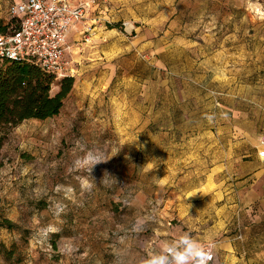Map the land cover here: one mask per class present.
Instances as JSON below:
<instances>
[{
  "label": "rangeland",
  "instance_id": "1",
  "mask_svg": "<svg viewBox=\"0 0 264 264\" xmlns=\"http://www.w3.org/2000/svg\"><path fill=\"white\" fill-rule=\"evenodd\" d=\"M135 26V57L80 52L60 115L5 140L0 220L18 229L0 227V264H171L166 248L221 221L185 208L212 205L231 144L264 139V0H135ZM88 152L106 161L78 167Z\"/></svg>",
  "mask_w": 264,
  "mask_h": 264
},
{
  "label": "crops",
  "instance_id": "2",
  "mask_svg": "<svg viewBox=\"0 0 264 264\" xmlns=\"http://www.w3.org/2000/svg\"><path fill=\"white\" fill-rule=\"evenodd\" d=\"M124 22L135 25V0L98 1L86 19L77 23L69 34L68 57L74 62L76 71L77 61L89 57L79 55L78 59L76 55L87 51L93 44L96 45L95 52L103 60L112 61L125 54L135 57V33H139L140 28L135 26L136 32L129 36L122 32V27L121 35L117 29L109 27ZM89 26L94 28V36L92 42L86 45L84 36ZM262 140L243 137L231 144L224 153L225 158L221 159L226 160V163L215 165L214 174L217 175L207 185L215 187L210 201L212 205L185 208L188 212L195 211V216L201 219L207 216L211 208V212L221 220L217 226L204 234H198L196 238L201 246L203 243H215L216 257L212 264H264Z\"/></svg>",
  "mask_w": 264,
  "mask_h": 264
},
{
  "label": "built area",
  "instance_id": "3",
  "mask_svg": "<svg viewBox=\"0 0 264 264\" xmlns=\"http://www.w3.org/2000/svg\"><path fill=\"white\" fill-rule=\"evenodd\" d=\"M99 0H19L9 8L11 18H20L17 31L0 34V61L31 63L57 81L74 78V62L68 57L71 29L82 22ZM107 2V0H102ZM123 33L132 36L135 25L122 23ZM94 28L85 30L84 43L90 44ZM264 145V139L262 140ZM242 238V236H240ZM205 264L215 261L214 245L205 250Z\"/></svg>",
  "mask_w": 264,
  "mask_h": 264
},
{
  "label": "trees",
  "instance_id": "4",
  "mask_svg": "<svg viewBox=\"0 0 264 264\" xmlns=\"http://www.w3.org/2000/svg\"><path fill=\"white\" fill-rule=\"evenodd\" d=\"M10 19L9 23L0 25V34L12 33L20 28V18ZM121 26L120 23L109 27L120 29ZM55 81L54 76L34 64L0 61V152L8 136L23 122L46 121L60 115L75 80L66 78L58 81L61 83L60 91L53 94ZM0 227L18 229L16 224L7 219L0 220Z\"/></svg>",
  "mask_w": 264,
  "mask_h": 264
},
{
  "label": "clouds",
  "instance_id": "5",
  "mask_svg": "<svg viewBox=\"0 0 264 264\" xmlns=\"http://www.w3.org/2000/svg\"><path fill=\"white\" fill-rule=\"evenodd\" d=\"M103 156L94 155L92 152H88L83 161H78V167H87L89 171L92 170L97 164L105 162ZM111 174L107 171L104 172L101 183L106 187L110 186V178ZM81 185L83 188L87 190H91L94 186L89 180L83 179L81 181ZM50 231H54L55 229H49ZM180 248H166L165 252L169 253L172 256L171 264H205L206 253L204 249L201 247L198 241L191 238L190 235H184L180 239ZM146 264H170L169 258L167 255H159L152 256L146 262Z\"/></svg>",
  "mask_w": 264,
  "mask_h": 264
}]
</instances>
